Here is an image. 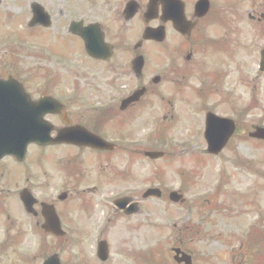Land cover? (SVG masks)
<instances>
[{"label": "flooded vegetation", "instance_id": "1", "mask_svg": "<svg viewBox=\"0 0 264 264\" xmlns=\"http://www.w3.org/2000/svg\"><path fill=\"white\" fill-rule=\"evenodd\" d=\"M133 1L138 7L135 13L119 11L117 18L105 17L106 20L100 23L105 41L112 45L108 58L95 59L79 53V56L84 54L88 64H83L81 58L77 60L83 67L77 71L76 80L79 86L91 87V90L87 88L90 92L100 91L101 107L94 110L99 118L87 120L90 112L82 95L76 100L64 93L57 95L65 106L70 125H82L105 141L113 142L114 147L97 151L70 144L44 147L30 144V153L28 151L27 154L30 157L23 160L13 157L0 159V264L41 263L43 203L53 206L61 228L68 232L83 226L81 215L91 219L87 213L91 212L90 199L98 200L101 206L107 208L101 199L108 195L129 199L138 196L139 149L134 144H125L123 140L132 139L137 117L150 115L152 103L148 97L155 96V87L161 82L165 84L166 102L171 104L172 99H186L190 89L188 78L197 76L199 110L225 117L244 115L253 96L264 97V71L259 70L264 33L258 30L247 32L255 33V40L261 41L252 43L251 38L245 46L239 35L242 32L235 30L236 15L228 1L180 0L177 12L181 19L184 15L185 25L182 32L177 31L168 18L163 47L152 41L135 46L142 29L144 0ZM199 1L205 4L196 8ZM248 3L247 25L255 29L264 28V0H248ZM158 21L159 18L154 19L146 26ZM147 43L151 44L150 48H145ZM104 51L107 53V50ZM139 56L143 57V67L141 71H136L134 62ZM90 66L100 67L95 68L103 74L100 80L104 84L103 89H96L97 85L91 84L98 80L88 78V75L92 76L88 71ZM14 70L18 72L17 68ZM154 77L159 79L157 85L150 82ZM0 79L7 77L0 76ZM16 80L27 90L25 82ZM139 87H145V95L121 109L123 99ZM208 100L212 101L211 106L207 105ZM74 101L80 108L72 107ZM53 116L58 124L55 131L65 127L61 115ZM109 117L112 122L120 119L121 123H125L127 126L120 127L125 128L126 133L121 134V128L117 126L111 127ZM51 150L56 154L49 153ZM83 152L91 157H81ZM29 199L30 208L27 207ZM130 204L123 210L114 208V213L131 221L137 214L123 213L128 212ZM66 240L68 238L63 239ZM56 241H60L59 237ZM242 263L243 260L239 262Z\"/></svg>", "mask_w": 264, "mask_h": 264}, {"label": "rangeland", "instance_id": "2", "mask_svg": "<svg viewBox=\"0 0 264 264\" xmlns=\"http://www.w3.org/2000/svg\"><path fill=\"white\" fill-rule=\"evenodd\" d=\"M125 1L0 0V76L22 80L33 95L37 94L38 83L44 84L43 91L50 92L58 82L67 88L72 83L67 79H73L65 70L68 69L65 64L66 56L70 55L71 50L75 52L73 56L78 55L82 46L80 40L67 32L69 22L82 19L85 23H101L106 20L105 17L117 18ZM226 1L233 6L236 15L235 30L242 32L239 35L245 46H248L247 42L251 38L252 43L261 41L255 40V33H247L255 30L264 33V28L255 29L247 25L246 14L250 6L248 0ZM32 2L41 4L50 15L51 24L48 28L27 27ZM145 3L146 0L143 5ZM155 23L159 24V21ZM145 47L150 48L151 45L147 44ZM95 67L90 66L88 71L99 80L97 83L92 81L91 84L95 83L96 89L101 90L104 87L100 81L103 74ZM15 68L18 72H15ZM51 78L56 81L49 88L46 80ZM49 83H52L51 80ZM164 85L161 83L155 87L157 94L154 96L155 110L152 109V115L149 118L135 119L136 133L133 135L139 137L140 149L149 148L165 153L162 159L151 164L143 162L141 156L137 171L140 192L149 185L158 186L162 190V197L149 199L141 204V212L137 217L139 225L134 224L135 228L112 212L118 222L104 225L103 216H106V211L95 206L90 213L93 217L89 224L95 230L86 229V236L85 233L82 235L85 244H78L75 248L85 258L89 257L86 259L87 264H96L90 258H95L94 241L101 237L110 245L111 253L107 264H174L171 249L176 243L179 244L182 234L180 231H185L182 236L184 244L193 254V264H203V258L212 259L216 250L222 252L224 246L221 249L218 245L224 244L225 239L231 242L230 251L226 254V251L222 252L224 258L235 263L244 236L253 232L255 227L264 228V140L257 141L247 136L248 131L264 123V97L253 96L247 104L250 106L248 111L234 118L238 126L237 135L219 157H214L205 152L206 144L202 136L204 115L198 109L196 101L191 102L195 97L189 94L192 96L188 100L191 102L189 108H186L187 103L183 101H176L169 108L164 104ZM197 85L196 79L188 82V86L193 89ZM87 88L91 87H80V93L90 99L94 96L98 100L101 98L100 91L87 93ZM211 104L212 101L208 100L207 105ZM155 135L160 136V139L155 138ZM147 137L149 142L144 143L143 140ZM81 157L91 156L84 153ZM189 173L192 183L185 185L184 182L189 184V181H185L184 176L187 178ZM222 178L226 181L224 190H227V196L217 195V184ZM259 185L262 189H259ZM170 190H177L184 195L182 205L169 201L167 195ZM235 191L239 196H247L249 193L252 195L246 197L245 203ZM207 198L213 199L217 208L205 211V218L202 220L197 216L195 204ZM195 225H199V229L194 230ZM131 226L133 230H129ZM84 246L86 250L83 249ZM45 247L47 252L53 249L50 245ZM131 248L137 252L135 259L131 256ZM241 258L245 261L242 264H246L247 257L241 254Z\"/></svg>", "mask_w": 264, "mask_h": 264}, {"label": "water", "instance_id": "3", "mask_svg": "<svg viewBox=\"0 0 264 264\" xmlns=\"http://www.w3.org/2000/svg\"><path fill=\"white\" fill-rule=\"evenodd\" d=\"M157 0H149L148 12L146 13L149 19L154 13V6ZM33 19L30 25L41 23L43 25L49 24V19L43 13L42 8L38 4L32 5ZM163 15L165 11L163 9ZM70 31L79 34L85 43L86 51L91 55H100V50L103 47L102 35L96 27L90 25L81 27L80 23L73 22L70 25ZM152 33V34H151ZM144 37L161 39L160 32H156L155 36L150 29H147ZM136 98L128 99L132 101ZM15 98L9 96L8 93L0 97V157L12 154L16 157L23 158L26 146L30 142H38L39 144H46L51 141L58 142L61 140L75 141L77 143H85L95 147H101V142L95 139L90 133L80 130L77 127L63 129L58 134L57 138H50V125L43 120V116L52 110L53 100L50 97H42L36 103H32L30 99L25 96L22 98V103L27 104L21 106L15 102ZM20 101V100H19ZM55 107V106H54ZM233 126L226 120L219 119L213 115H207L205 138L208 142V151L217 153L227 137L231 134ZM255 137L264 138V129H257L252 134ZM52 139V140H51ZM152 157H158L162 154L160 152L150 153ZM155 191V195L159 196L158 190L148 191L147 194ZM146 194V195H147ZM173 201H177L180 196L175 192L170 194ZM46 231L55 234H61L58 230L56 220L49 214H46V222L44 225ZM98 254L102 259L105 257V245L99 244ZM186 259V258H185ZM44 264H59L54 256L49 257Z\"/></svg>", "mask_w": 264, "mask_h": 264}]
</instances>
